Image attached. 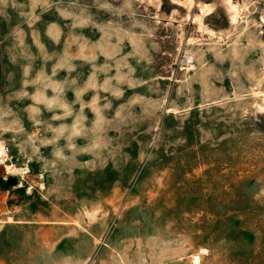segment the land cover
<instances>
[{
	"label": "rangeland",
	"instance_id": "374dc122",
	"mask_svg": "<svg viewBox=\"0 0 264 264\" xmlns=\"http://www.w3.org/2000/svg\"><path fill=\"white\" fill-rule=\"evenodd\" d=\"M231 1L0 15V264H264V0Z\"/></svg>",
	"mask_w": 264,
	"mask_h": 264
},
{
	"label": "clouds",
	"instance_id": "9594fccd",
	"mask_svg": "<svg viewBox=\"0 0 264 264\" xmlns=\"http://www.w3.org/2000/svg\"><path fill=\"white\" fill-rule=\"evenodd\" d=\"M47 5V0H29V5L28 7H30L31 11L29 13H23L21 12V15H28V16H32V13H34L35 9L37 7H44ZM9 6H11L14 10H22L24 7H26L24 4L18 3L17 0H0V15H5L7 13V9L9 8ZM25 96L28 95L27 92L24 93ZM53 100L55 101V98H53ZM55 106H59L63 109L64 112V116H53V119H63L66 118L70 115H72L71 110L68 108L67 105H63V104H57V103H49L48 107L49 109H51L52 107ZM83 119V118H81ZM51 128V126H49ZM54 131H57L58 135L56 137V139L58 140L60 138L61 135H63L64 132H71V129L69 128L68 125H61L59 129H54ZM83 133H80V135H82ZM66 141H67V148L69 150H73L76 148V144L73 142V135H68L66 137ZM46 143L48 144H52L55 143V141H47ZM63 152L64 149L63 148H57L55 155L61 158L63 157ZM6 154V150L4 148V145L2 142H0V157H3ZM0 163H3V160L0 159Z\"/></svg>",
	"mask_w": 264,
	"mask_h": 264
},
{
	"label": "bare ground",
	"instance_id": "6f19581e",
	"mask_svg": "<svg viewBox=\"0 0 264 264\" xmlns=\"http://www.w3.org/2000/svg\"><path fill=\"white\" fill-rule=\"evenodd\" d=\"M193 1L194 0H185L186 5L188 6V8L193 5ZM226 3L225 6L227 8L228 14L230 15V18L232 21H235L238 18V14L240 13V7L237 6L236 4H234L231 0H224ZM199 12L198 14L195 16L196 21H198V24L201 28V26H203V17L205 16V14L207 12H209L214 6L215 3H204L202 1H199ZM203 28V27H202ZM261 108L264 109V94H262V100H261ZM260 108V107H259ZM10 166V165H9ZM26 167H22L21 170H23V173H26ZM195 260L198 261L199 260V255H195L194 256Z\"/></svg>",
	"mask_w": 264,
	"mask_h": 264
},
{
	"label": "built area",
	"instance_id": "2783aa9c",
	"mask_svg": "<svg viewBox=\"0 0 264 264\" xmlns=\"http://www.w3.org/2000/svg\"><path fill=\"white\" fill-rule=\"evenodd\" d=\"M0 159H2L5 162V160L7 159V153L3 157H0Z\"/></svg>",
	"mask_w": 264,
	"mask_h": 264
}]
</instances>
